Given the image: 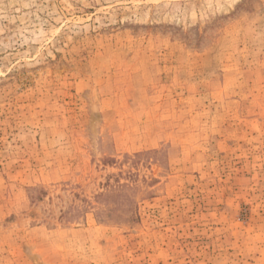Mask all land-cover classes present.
Returning <instances> with one entry per match:
<instances>
[{
    "label": "rangeland",
    "instance_id": "obj_1",
    "mask_svg": "<svg viewBox=\"0 0 264 264\" xmlns=\"http://www.w3.org/2000/svg\"><path fill=\"white\" fill-rule=\"evenodd\" d=\"M0 264H264V0H0Z\"/></svg>",
    "mask_w": 264,
    "mask_h": 264
}]
</instances>
